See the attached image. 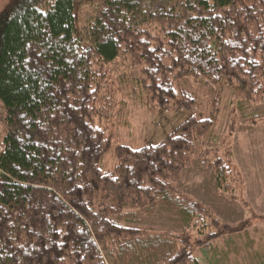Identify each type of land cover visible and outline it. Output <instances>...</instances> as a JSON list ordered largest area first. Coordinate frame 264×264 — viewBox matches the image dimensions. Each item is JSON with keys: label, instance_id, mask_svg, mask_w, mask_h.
Here are the masks:
<instances>
[{"label": "trees", "instance_id": "trees-1", "mask_svg": "<svg viewBox=\"0 0 264 264\" xmlns=\"http://www.w3.org/2000/svg\"><path fill=\"white\" fill-rule=\"evenodd\" d=\"M185 78L213 92L210 117L118 145L104 173L120 95L187 111ZM226 89L264 105V0H13L0 14V264H264V234L177 189L200 142L218 193L239 202L215 132Z\"/></svg>", "mask_w": 264, "mask_h": 264}, {"label": "rangeland", "instance_id": "rangeland-1", "mask_svg": "<svg viewBox=\"0 0 264 264\" xmlns=\"http://www.w3.org/2000/svg\"><path fill=\"white\" fill-rule=\"evenodd\" d=\"M12 3L13 0H0V14ZM178 85L194 95L197 104L193 109L187 111L158 109L152 113L147 111L145 105L135 100L130 91H124V95H120L122 103L120 102L117 107L116 117L110 128L116 140L111 150L104 156L102 163L104 173L114 171L117 167L115 149L118 145L128 146L134 150L141 149L146 143L157 145L189 117L194 116L198 119L210 117L213 108L209 107V102L213 98V92L205 84L195 82L191 78L181 80ZM223 104L219 108L215 132L218 144H226V140H229L232 146L233 161L230 166L242 177V183L237 184L239 202H232L218 193L215 177L202 168L200 142L196 144L193 165L191 169L183 172L177 189L211 209L224 224L248 223V226L251 225L250 234L259 239L264 234V105L251 106L236 102L230 89L225 91ZM250 117L259 125L250 128L240 124ZM232 118H235L238 128L235 135L229 139ZM4 135L3 129L0 131V143L3 142ZM217 154L224 157L225 152L222 149L217 151ZM214 156L213 151L212 157ZM163 223V220H158L155 226H162Z\"/></svg>", "mask_w": 264, "mask_h": 264}, {"label": "built area", "instance_id": "built-area-1", "mask_svg": "<svg viewBox=\"0 0 264 264\" xmlns=\"http://www.w3.org/2000/svg\"><path fill=\"white\" fill-rule=\"evenodd\" d=\"M1 117H2V109L0 107V121H1Z\"/></svg>", "mask_w": 264, "mask_h": 264}, {"label": "crops", "instance_id": "crops-1", "mask_svg": "<svg viewBox=\"0 0 264 264\" xmlns=\"http://www.w3.org/2000/svg\"><path fill=\"white\" fill-rule=\"evenodd\" d=\"M244 207V206H243Z\"/></svg>", "mask_w": 264, "mask_h": 264}]
</instances>
